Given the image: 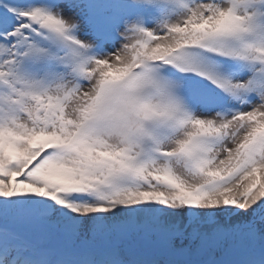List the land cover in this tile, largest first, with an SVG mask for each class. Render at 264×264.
<instances>
[{
    "label": "snow or ice",
    "instance_id": "snow-or-ice-1",
    "mask_svg": "<svg viewBox=\"0 0 264 264\" xmlns=\"http://www.w3.org/2000/svg\"><path fill=\"white\" fill-rule=\"evenodd\" d=\"M0 264H264V0H0Z\"/></svg>",
    "mask_w": 264,
    "mask_h": 264
}]
</instances>
